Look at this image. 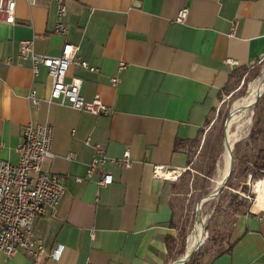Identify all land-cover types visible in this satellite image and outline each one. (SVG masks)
Listing matches in <instances>:
<instances>
[{
	"label": "crops",
	"instance_id": "obj_1",
	"mask_svg": "<svg viewBox=\"0 0 264 264\" xmlns=\"http://www.w3.org/2000/svg\"><path fill=\"white\" fill-rule=\"evenodd\" d=\"M58 9L54 0H17L16 23L0 22V158L16 162L24 126L47 121L55 156L43 168L65 184L58 207L34 222L48 250L62 245L57 259L40 264H169L177 180L154 176V166H188L223 90L264 59V0H66L65 34L55 31ZM24 38L50 55L66 41L79 45L96 70L71 65L68 74L82 78L85 99L98 94L112 112L48 103L47 68L34 74L32 61L18 56ZM95 142L112 158L130 151L129 167L107 166L114 181L106 186L97 183L100 168L87 175ZM255 193L237 211L229 248L205 264H264V197ZM0 264H30V257L0 251Z\"/></svg>",
	"mask_w": 264,
	"mask_h": 264
},
{
	"label": "built area",
	"instance_id": "obj_2",
	"mask_svg": "<svg viewBox=\"0 0 264 264\" xmlns=\"http://www.w3.org/2000/svg\"><path fill=\"white\" fill-rule=\"evenodd\" d=\"M54 1L59 6L55 31L65 34L67 25L63 22L62 16L66 12V0ZM16 6L17 0H0V22L15 24ZM187 12V8L181 9L177 20L183 21ZM18 56L32 61L34 74L38 72L40 65L47 68L51 82L48 103L68 105L97 115L112 112V108L98 94L91 100L85 99L81 93L82 78L68 74L71 65L96 70L95 66H91L82 58L79 45L66 41L59 55H50L35 51L34 38H24L19 41ZM262 61L263 59L258 64ZM229 62L235 61L229 59ZM118 81V76L112 78L114 85ZM28 99L35 107L41 104V98L37 96L35 88L30 90ZM52 139L51 123L29 122L24 126L21 140L16 147L18 160L12 162L0 158V251L10 257L23 250L30 257V264H40L45 256L57 259L62 250L61 244L51 251L48 250L43 240L36 236L33 230L36 218L48 210L54 211L65 191L62 177L43 168L44 161L55 156L52 152ZM90 141V138L86 140L87 143H91ZM93 147L94 155L89 163L87 175L90 176L100 168L102 172L97 180L100 186L109 185L114 181L113 172L108 165L121 164L129 167L132 164L129 150H125L120 158H112L102 143L95 142ZM67 157L72 159L73 154L69 153ZM187 168L188 166L155 165L153 174L158 178L176 181Z\"/></svg>",
	"mask_w": 264,
	"mask_h": 264
},
{
	"label": "rangeland",
	"instance_id": "obj_3",
	"mask_svg": "<svg viewBox=\"0 0 264 264\" xmlns=\"http://www.w3.org/2000/svg\"><path fill=\"white\" fill-rule=\"evenodd\" d=\"M258 66L256 73L246 70L240 79L236 78L223 90L218 106L210 112L198 142L190 150V163L177 180L174 192L177 222L174 238L177 249L182 244L184 247L172 256L169 264L185 256L189 238L200 220L204 236L186 262L205 264L227 250L237 211L254 200L255 190L264 192V178L252 175L250 178V172L247 177L243 176V170L252 166V159L264 148V87L248 109L242 106L253 82L264 74V59ZM238 127L241 130L232 151L233 171L224 185L216 186L227 133ZM241 200L243 205H239Z\"/></svg>",
	"mask_w": 264,
	"mask_h": 264
},
{
	"label": "bare ground",
	"instance_id": "obj_4",
	"mask_svg": "<svg viewBox=\"0 0 264 264\" xmlns=\"http://www.w3.org/2000/svg\"><path fill=\"white\" fill-rule=\"evenodd\" d=\"M263 87H264V74L262 77H260L255 82H253L252 87L249 88V89H251L249 92V95L245 98L243 105H242L244 109H246L249 105H251L253 103L255 97L261 92ZM236 112H237V110H236ZM240 130L241 129L238 127V129L236 131H234V132L228 131V133H227L225 150H224V153L222 155V158H221L219 166H218V175L215 179V185L216 186L223 183L224 180L226 179V177L228 176V172H229V168H230V161H231L232 153H233L232 151L234 148V143L239 138ZM258 194L260 197H262V198L264 197V192L260 191V193L258 192ZM203 231H204L203 222L201 220L197 221L195 228H194V230H193V232L189 238V242H188V246H187V248H188L187 252H189L190 250L195 248L197 246V244H199V242L202 240V238L204 236L202 234ZM175 264H182L181 259L179 261H177Z\"/></svg>",
	"mask_w": 264,
	"mask_h": 264
},
{
	"label": "trees",
	"instance_id": "obj_5",
	"mask_svg": "<svg viewBox=\"0 0 264 264\" xmlns=\"http://www.w3.org/2000/svg\"><path fill=\"white\" fill-rule=\"evenodd\" d=\"M259 64H255L254 66L250 67V68H244L241 71V75L243 72H245L246 70L252 72V73H256L259 69ZM241 75H239V78L241 77ZM190 161V160H189ZM214 168V166L212 167V169ZM251 173L252 177L254 178H261L264 176V148H260L259 151L257 152V154L254 156V158L252 159V166L247 167L243 170V176L247 177L248 173ZM244 204V200H241L239 202V205H243ZM185 234V233H183ZM185 236L183 235V238ZM184 247V244H182V246L177 249V242L176 239L173 237H169L168 238V250H169V254L170 256H174L175 253L179 250H182ZM186 264H193V262H186Z\"/></svg>",
	"mask_w": 264,
	"mask_h": 264
},
{
	"label": "water",
	"instance_id": "obj_6",
	"mask_svg": "<svg viewBox=\"0 0 264 264\" xmlns=\"http://www.w3.org/2000/svg\"><path fill=\"white\" fill-rule=\"evenodd\" d=\"M233 167H234V161H233V159L231 158V161H230V168H229L228 176L226 177V179L224 180V182L220 184L221 186L224 185V183L226 182V180L229 178L230 174H231L232 171H233ZM193 250H194V248H193L192 250H190L189 252H187V253L185 254V256L180 257V259H181V263H182V264H184V263L187 261V259L190 257V255H191V253H192Z\"/></svg>",
	"mask_w": 264,
	"mask_h": 264
}]
</instances>
